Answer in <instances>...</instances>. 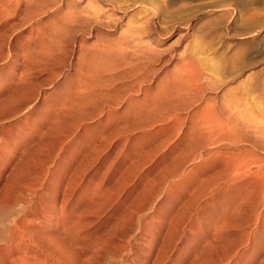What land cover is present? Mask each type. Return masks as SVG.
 <instances>
[{"label": "rangeland", "instance_id": "1", "mask_svg": "<svg viewBox=\"0 0 264 264\" xmlns=\"http://www.w3.org/2000/svg\"><path fill=\"white\" fill-rule=\"evenodd\" d=\"M155 1L160 6L162 5L161 8L164 7L162 9L166 14L170 12L166 18H162L163 16H159L160 14L157 15L153 11L154 3L148 0H43V3L40 2L42 7H38L39 10L30 5L26 13L21 15L22 17L13 16L0 23V27L3 24L0 32L13 24H18L17 22L21 19L24 23L21 27L17 25L18 27L13 28V31L12 29L7 30V33L4 32L6 34L2 33L3 35L0 36V53H2L0 60L4 58L1 60L2 62L0 61V213L7 212L6 210L9 209L14 211L12 216L20 212L18 218L21 215H26L28 211L38 215L35 224L41 228H39L40 233L43 234L45 231H49L50 236L52 235L50 243L59 248L63 247L62 250L66 248L64 250L66 253L62 252L66 257L63 255L65 258L61 264H87V259H85L87 258V248L97 249L98 247L100 250H105L108 246L107 249L115 253L116 246L122 245L119 240L120 237L122 238L127 231L130 245L128 251L123 254V260L120 264H153L157 256L165 264H264V252L259 253V255L254 254L264 246L262 244L264 215L260 216V222H255V216L251 215L253 217L251 218L248 212H242L240 217L232 221L230 230L229 228L228 230L223 228L218 232L219 234H212L213 230L208 228V222L210 220L214 222L219 217L220 211H214V208L209 206L205 209L201 208L208 201L207 196H205L206 184L199 188L195 183V186H191L195 178L189 175V168L197 164V162L193 164L190 161L195 143L187 140V135L183 131L185 130L184 127L182 132L177 134L181 127H178V123L174 120L165 124L168 126L165 131L156 128L153 134L141 137L142 131H135V128L139 125L137 126V123L132 124V118L126 119L127 122H130V125L127 124L128 127L125 125L123 128V118L115 117L111 121H107L105 114L99 115L104 104H107L106 107L108 108L112 103L122 102L119 110H117L121 111L123 107L131 102L145 104L144 93L149 90L155 92L162 88L170 89L174 87L178 83L169 79L173 75L174 66L183 55L194 56L197 58L199 66L203 67L200 69L203 72L201 84L204 88L201 87L200 92L194 96V99L206 101L209 97L217 98L215 101L218 106L223 101L225 103L227 100H234V96L228 94V90L246 81L248 85L255 86L253 88L254 92H250L253 95L249 93V99L253 100V104L252 102L251 104L260 107L262 101L260 102L261 98L257 97V92L261 86L264 87V84L262 85L264 83V26L261 29L252 30L248 34H243L242 27L247 22V11L256 10L258 14L256 20L258 22L264 20V0H175L173 5L169 3V0ZM29 7H33L34 11H37L34 12L32 11L33 8ZM78 7L87 8L88 11L90 9L91 13L92 10L101 11L100 14L95 11L98 13L97 18L101 17V20L95 18V21L87 22L88 24L78 25V28L75 27L76 23L73 27L76 30H73V33L64 35L60 52L55 51L56 53L52 55L54 59L51 56L43 57V61H39V64L33 63L32 55L28 51L33 46L32 42L28 44L31 39L29 36H35V30L39 29L41 31L36 33L39 35L40 32L43 37H47L50 29L55 24H59L61 16L69 13V10L72 12L73 8L79 9ZM61 9L65 13L64 15L61 14ZM64 9L66 12L63 11ZM88 11L86 12L88 13ZM86 12L84 13L86 14ZM58 15L59 17H57ZM260 16L261 19H259ZM23 18L27 20V23ZM28 20H30L29 23ZM234 22L237 23L234 24ZM27 35L29 36L27 37ZM23 37L26 39L24 40ZM101 41L110 46L120 45L124 49L128 45L130 47V43L139 42L143 44L141 49L151 45L152 48H156L155 50L167 51L159 56L160 58L154 59L155 61L151 60L149 62L151 65L139 63L144 67H141L142 69L138 68L137 71L131 64L125 65V67L123 65L115 75L113 74L114 77L117 74L125 77L127 71L129 74L127 73L126 78L114 79L116 81L113 80L109 84L110 86L103 87L105 89L103 93L109 94L107 98H103L100 94L102 87H97L86 96H81L79 101H82V106L75 108L72 112H63L61 109L64 107L67 91L77 84L80 72L85 73L88 66L100 60L98 54H90L87 49L91 48V45L92 47L95 46L93 45L95 43L96 47H99L102 44ZM105 43L102 45L104 46ZM5 46L9 48L7 50L9 53L5 51ZM9 50L12 51L13 55ZM54 54L56 55L54 56ZM226 55L232 56L239 63L233 74L230 69L231 65H227L224 59L227 58ZM120 57L126 59V63L132 59L130 58L131 54L112 53L106 60L116 61ZM15 60H17V63ZM27 61H29V65H23L28 63ZM46 65L48 66L46 67ZM39 66L40 69H38ZM245 67L248 69L246 68L240 74V69ZM25 68L27 71L29 70V73L26 72ZM22 72L26 73L23 74ZM103 76V74L100 75L99 84H102L100 80ZM262 80L263 82H261ZM240 89L243 92V89ZM242 92L239 90L238 96L242 95ZM2 124L3 126L6 125L5 128L2 127ZM119 126L121 127L119 128ZM1 127L4 129L2 130ZM76 128H79V131ZM82 128L91 130L93 139H85L81 133ZM112 128L114 130L108 133ZM115 128L121 129L122 133L117 132V135ZM173 130L177 131L174 132ZM102 131L104 134L100 135ZM70 132L73 133L70 135ZM59 136H68V140L66 139L58 147L57 137ZM101 136L105 138L100 139ZM55 141L57 144H55ZM93 141L100 149H95V153H93V150L92 153L87 154L85 147H87V144H92ZM101 142H104V146ZM44 167L47 176L39 181L40 184L36 186L32 193L28 194L27 199L30 202L26 207H22L16 202L20 184L24 179L30 181L29 177L34 175L36 171H42ZM63 168L67 170L68 174L78 175V177L75 175L77 178L74 176L76 181L74 194H76H72L71 198L68 199L63 196L64 185L62 181L66 174ZM134 175L136 177H133ZM187 176L191 182L186 179ZM168 177L170 178L168 179ZM87 180L91 181L92 184L102 182L105 188L111 190L118 188L120 194H115L114 197L110 198V202L102 204L101 208L85 210L84 200L79 195ZM181 182L184 185L180 188L178 186L181 185ZM171 188L174 192L170 191ZM176 188L177 190H174ZM69 190L71 189L69 188ZM117 195L120 196L117 197ZM228 197L231 199L232 194H219L217 199L219 202H225V198L229 199ZM255 199L257 200V196L252 197L249 203L253 204ZM196 201L200 206V210H198L202 211V214L198 216L201 220L198 224H202L204 228L197 235L184 232L181 224L186 221L192 223V220L196 218L198 211L192 210V207L194 208V205H196ZM8 204L7 209L3 208L5 205L7 207ZM54 206L57 207L56 211ZM60 209H62V218H60L62 214L60 215L58 211ZM71 211L74 214L84 212L88 215L98 212L100 216L93 215L90 219V222H92L90 226L73 232L67 238L52 233L55 224H58L57 221L60 222L63 219L61 221L66 222L69 220ZM115 213H118L117 218L113 217ZM134 214L141 216L138 218L141 227H139L138 232H130L132 223L129 219ZM10 218L15 217L10 216ZM151 218L152 220H150ZM11 220H9L8 227L14 224L15 219ZM242 221L246 225L244 222L241 223ZM246 226L251 229L253 235L249 242H245L246 239L241 236L243 234L241 233L242 230L250 231V229L245 228ZM224 231L227 233L225 234ZM220 233L222 237H218L221 236ZM199 235H205L206 237L202 238L203 241L195 243ZM212 235L218 238L217 244L213 241L216 239H213ZM69 240H72V243ZM205 240L209 241L210 244H214L209 246L208 243L206 245L208 246L207 249L209 248L208 250L204 247L205 250L201 244L206 243ZM81 247L85 250H81ZM211 247L213 250H211ZM236 250H238V256L232 255L235 254ZM33 251L38 252L36 253L37 259L41 260L42 256L39 254L38 249L33 247L31 252ZM101 256L103 254H100V259L96 256L92 257L90 263H105L106 261H101ZM37 259L35 258V260ZM110 262L116 264L113 260ZM110 262L108 261L105 264H111ZM17 264L31 263L18 262ZM34 264H53V262Z\"/></svg>", "mask_w": 264, "mask_h": 264}, {"label": "bare ground", "instance_id": "2", "mask_svg": "<svg viewBox=\"0 0 264 264\" xmlns=\"http://www.w3.org/2000/svg\"><path fill=\"white\" fill-rule=\"evenodd\" d=\"M148 1H152V3H154L153 11L157 15L160 14L159 16L162 15L163 16V17L161 16L162 18H166L167 14L170 13V12H168L166 14V12L163 10L164 7H162L163 8L162 9L161 8L162 5L160 6L158 3H156L155 0H148ZM40 2L43 3V0H0V23H3L4 20H6L10 17H13V16H17V18L19 16L22 17L21 15H24L26 13V10H27L28 6H30V5L34 6L35 9L39 10L38 7H42V6H40ZM174 2H175V0H169V3L171 5H173ZM29 8H33V7H29ZM76 8H73L75 11L72 9V12H71V10H69L70 12L66 13V14L63 13L62 9H61L60 10L61 14H63V15L65 14V15L61 16V20H60L58 25L55 24L56 26L54 25V27H52L50 29L47 37H43L40 32L38 35L36 32L41 31L39 29H37V31L35 30V33H34L35 36L30 37L31 36L30 34L32 32L30 34L28 33L30 36L27 35V37L29 36V38H31L28 44H31L30 42H32V45H33L32 48L30 50H28V51H30V53L32 55L33 63H35V64L38 63L39 61L44 59L43 57L47 58V57L51 56L54 59V57L52 55H53V53H56L55 51L61 50V46L63 43L62 40H63L64 35L71 33L73 30H76V29H73V27L76 23H77V25L75 26L76 28H78L77 27L78 25L88 24L87 22H90V21L94 20L95 18H97L98 13L100 14V12H101V11L98 12L97 10H94V11L92 10V13H91V10L89 8H88L89 11L87 10V8H85L86 11H88V13H87L84 8H81V7H78L79 9H76ZM68 9H69V7L66 10L67 12H68ZM80 9H83V10H80ZM37 10L34 11V8H33L32 11L36 12ZM243 10H244V8H243ZM41 11H43V10H41ZM60 11H58V12H60ZM63 11H65V9ZM95 11H97L98 13ZM245 11H247V10H245ZM38 12H40V11H38ZM84 12H86V14ZM154 12H153V14H154ZM236 12H237V10H236ZM240 12H241V10H240ZM36 14H40V13H36ZM41 14H42V12H41ZM59 15L57 17H59ZM180 15H182V14H180ZM38 16H40V15H38ZM245 16H246V14L244 15V17ZM23 17L25 18V16H23ZM100 18H97V20L98 19L101 20ZM246 18H247V22L244 23L245 26L242 27V29L244 30L243 34L244 33L248 34L252 30L261 29L264 26V22H263L264 20H260L259 22L256 20V18H258V14H257L256 10L255 11L253 10L251 12L247 11V17ZM261 18L262 17L260 16L259 19H261ZM14 20H15V18H14ZM24 20H25V23H27L26 22L27 20L26 19H24ZM16 21H17V19H16ZM29 21L30 20H28V23H29ZM97 22H100V21H97ZM17 23L18 24H15V25L14 24L11 25L12 24L11 23L10 24L11 26L8 25L9 27L4 29L6 27L5 26L3 28L5 31L3 30V32H0V36L3 35L2 33H4V32L7 33V30L12 29V31H13V28H15L17 25H19V27H21L24 24L22 19L19 20V22H17ZM235 23H237V22H234V24ZM93 24H94V22H93ZM25 25H27V24H25ZM86 26H88V25H86ZM2 27H3V24H1L0 31H2ZM79 27H82V26H79ZM233 28H234V26H233ZM17 30L19 31V28ZM79 30H80V28H79ZM22 32H23V30H22ZM239 32H241V31H239ZM6 33H4V34H6ZM40 34H41V36H40ZM5 36H7V35H5ZM60 36H61V38H60ZM23 38H24V40L26 39L25 37H23ZM135 39H137V38H135ZM135 39H134V41H135ZM6 41H7V38H6ZM13 43H15V42H13ZM97 43H99V42H97ZM100 43L103 44L105 42L101 41ZM102 44L101 45L99 44L100 46L96 47V43H95V44H93L95 46L92 47V45H91V48L87 49V52L90 54H93V53L98 54L100 60L97 63L94 62V64H91L90 66H88L87 69L85 68L86 69L85 73L80 72V76H78L79 74L78 75L76 74L78 76V82L73 88H71L70 90L67 91V98H65V100H64V102H65L64 107L61 109L63 112H67V113L70 111L72 112L75 110V108L82 106L81 105L82 101L81 100L79 101L81 96L82 95L86 96L87 94L91 93L92 90H95L97 87H102L100 94H102L103 98H107V96L109 94L107 95V94L103 93L104 92L103 90H105L103 87L104 86H106V87L110 86L109 84L114 79L117 80V79H121L122 77L126 78V76H127L128 71H127L125 77L123 75H120V74H117L116 77H114L115 73H117L119 71V69L122 68L123 65L125 67V65L131 64V65H133V67L137 71L138 68L144 67V66H141L139 63L150 64L149 62L151 60L155 61L154 59L158 58L159 56H162L163 53L165 51H167V50H165L162 52V51L155 50L156 48L155 49L152 48L151 45H149L150 47L144 46L145 48L141 49L143 44H140L139 42L135 43V44L130 43V47H129V45L127 46V47H129L128 49H127V47L125 49L121 48L120 45L110 46L107 43H105L107 46L105 44L103 46ZM11 45H9V46H11ZM8 49L9 48L6 47L5 51L8 52L7 51ZM9 51H11V50H9ZM11 53H12V51H11ZM112 53L113 54L114 53L115 54H124V55L131 54L130 58H132V59L131 60L129 59L130 61H128L127 63L125 62L126 59H122L123 57H120V59L116 60V61L106 60L109 57V55ZM15 54H16V52H15ZM1 55H2V53H0V56ZM12 55H13V53H12ZM55 55L56 54H54V56ZM242 56H243V54H242ZM226 57L227 58H224V59H225L227 65L228 64L231 65L230 69H231L232 74H233V71H235V69L238 67L239 63H237V61L232 56L226 55ZM17 58H19V57H17ZM2 59H4V58H2ZM57 59H59V58H57ZM236 59H237V57H236ZM16 61L17 60H15V62ZM23 61H25V60H23ZM92 61H94V60H92ZM27 62L28 63L23 64V65H25V66L27 64L29 65V61H27ZM30 63H32V62L30 61ZM167 63H168V61H167ZM50 64H52V63H50ZM47 66L48 65H46V67ZM52 66H54V65H52ZM52 66H50V67H52ZM224 66H225V64H224ZM27 67H29V66H27ZM240 67H242V66H240ZM40 68L41 67L39 66L38 69H40ZM200 68L202 69L203 67L199 66V64L197 62V58H195L194 56L188 57L186 55H183L180 57L179 61L174 66L173 75L169 79V80H172L173 82L178 83L174 87H172L170 89L162 88V89L155 91V92L149 90V91L144 93V100H146L145 104L141 105L139 103L134 104L133 102H131L126 107H123L121 111H117V110H119L122 102H119L117 104L112 103L111 105L108 106V108L106 107L107 104H104L102 106V108L100 109L99 115L105 114L107 117V121L108 120L111 121L115 117L123 118V120H122V122L124 123L123 124L124 126L122 125L123 128L125 127V125H126V127H128V125H130L129 124L130 122H127L126 119L132 118L133 119L132 124L137 123L136 125L137 126L139 125L138 127L135 128V131H139V132L142 131L141 137L145 136V135L153 134L155 132L156 128L157 129L159 128L160 131H165L166 127H168L165 124L167 122L168 123L173 122L174 120H176V122L178 123V127H181L178 130L177 134L182 132L183 127L185 128V130H183V131H184V134L187 135V137H186L187 140L193 141V143H195V145L193 147V152H192L190 161L193 164L195 162H197V164L193 165L192 167H190V165H189V167H190L189 168V172H190L189 175H192V177L195 178V180H193L194 182H192L193 185L191 184V186H195L194 185V183H195L196 185H198V188H199L200 186L206 184L205 196H207L208 201L206 204L203 203L204 206L203 207L201 206V208L205 209L206 207L209 206L211 208H214V211H217V212L220 211L219 217L214 222H213V220H210L208 222V228L213 230V232H211V233L216 234V233L220 232L223 228H227V230L229 228V230H230L231 229L230 224L232 223V221L235 218L237 219L238 217H240V214L242 212L243 213L248 212L250 214L251 218H253L252 216H255V220H256L255 222H260L259 221L260 216L264 215V87L261 86V83H260L261 88H259L258 92H257L258 93L257 97L261 98L260 102L262 101L260 103L261 106L259 105L260 107H257L258 105L257 106L252 105L253 100L249 99V93L254 92L253 88H255V86L252 87L250 84L248 85L246 83V81H243L240 84H238L237 87L235 86V87L228 90V94L233 95L234 100L229 99L230 101L227 100L225 103L223 101L222 104H220V102H218L220 105L217 106L216 105L217 102L215 101V99H217V98L214 99L212 97H209L206 101H203L202 99H194V96L200 92L201 87L204 88V86H202V84H201V82L203 81V76H202L203 72L201 71ZM246 68L247 67L241 68L240 74H241V72H244ZM11 69H13V68H11ZM38 69H36V70H38ZM127 69H128V67H127ZM25 70H26V68H25ZM263 70H264V68H263ZM26 72L29 73V70L28 71L26 70ZM26 72H24V73L22 72V73L25 74ZM76 73H78V72H76ZM133 73H134V70H133ZM235 73H237V72H235ZM102 74L104 75L100 80V83H102V84H99L98 83L99 77ZM22 75H20V76H22ZM18 77H19V75H18ZM19 79H21V78H19ZM23 79H26V78H23ZM116 80H114V81H116ZM263 80L261 82H263ZM252 81H254V80H252ZM104 82H105V84H103ZM137 82H138V80H137ZM263 84L264 83H262V85ZM253 85H254V83H253ZM240 88L243 89V92L241 91ZM256 88H258V87H256ZM239 90H240V92L243 93L240 96H238ZM114 92H116V91H114ZM117 92H119V91H117ZM170 92H172V93H170ZM250 94H252V93H250ZM196 98H197V96H196ZM147 101H148V103H147ZM107 102H108V99H107ZM251 102H252V104H251ZM145 115H148V116H145ZM149 115H150V117H149ZM7 119H9V118H7ZM135 119H136V121H135ZM5 121H6V119H5ZM1 122H3V121H1ZM159 125H160V127H159ZM5 126H3V124H2V127L5 128ZM2 127H1V129H2ZM120 127L121 126H119V128ZM76 130L79 131V128H76ZM113 130L114 129L112 128V130H110L108 133H110ZM115 130H116V134H117V132L122 133L121 129L115 128ZM175 131H177V130H175ZM74 132H75V130H74ZM72 133L70 132L69 134L71 135ZM81 133L85 137V139L86 138L93 139L92 138L93 136L91 135V130L86 129V128H82ZM69 134H68V136H69ZM103 134L104 133L102 131L100 135H103ZM68 136L57 137V142L59 143L58 147L60 146V144H63L66 141ZM104 138H105L104 136L100 137V139H104ZM57 142L55 144H57ZM101 144H102V146H104V142H101ZM185 144H186V142H185ZM85 148H86L85 151L87 154H89L90 152L92 153L93 150H94L93 153H95L97 149H100V148H98V145L96 146L94 141L92 142V144L91 143L87 144V147H85ZM101 150H103V148H101ZM87 154H83V155H87ZM82 157H85V156H82ZM86 159L89 160L88 158H86ZM87 163H89V161H87ZM87 163H86V165H87ZM64 168H63V170H64ZM45 170L46 169L44 167V169H42V171L41 170L36 171V173L34 175L29 177L30 181L29 180L27 181V179H24L23 182L20 184L16 202L19 203L20 205H22V207H26L28 205V203L30 202V200L28 201V199H27L28 194L30 192L32 193V191H34L36 186L40 184L39 181L41 179H45V177L47 176V173L45 172ZM193 170L196 172H194ZM64 171L66 172L67 170L65 169ZM18 175H19V173H18ZM75 175L78 177L77 174H75ZM74 176L71 175V173L68 174L66 172L65 178L62 181L63 185H64L63 186V196L65 199L71 198L72 194H74V192H75V189H76L75 182L76 181L74 180L75 179ZM188 176H187V178L186 177L185 178L189 179ZM133 177H136V175H134ZM170 177H168V179ZM190 178H191V176H190ZM113 182H114V180H113ZM189 182H191V180ZM182 185H184L183 182H181V185L178 187L181 188ZM188 185H190V184H188ZM68 187L71 190H69ZM196 187H195V189L197 190ZM106 188L103 186L102 182L100 184H97V183L92 184L91 181L87 180L86 185L84 186L83 189H81L80 195H79V196H82V198L84 200V202H83V204L85 205L84 209L87 210L90 208L91 210L92 209L95 210V209L101 208V206L106 204V202L107 203L110 202V198L114 197L115 194H120L118 188L114 189V190H111L108 188L106 189ZM172 188L170 189L171 192L173 191ZM184 188H186V187H184ZM174 190H177V188ZM111 191H113V192H111ZM233 192L235 193V195ZM228 193L232 194L231 199L228 197L229 199L225 198V200H226V201L224 200L225 202H219L218 201L217 196L219 194H228ZM111 195H113V196H111ZM160 195H162V194H160ZM119 196L117 195V197H119ZM255 196H257V200L255 199L253 204H250L249 202H251V198L255 197ZM209 201H210V203H209ZM256 201H258V202H256ZM2 203H4V202L2 201ZM52 204H53V202H52ZM68 204H69V202H68ZM0 206H1V204H0ZM5 206L4 207L2 206V207L7 209L9 207V204L7 207H5ZM50 207H51V205H50ZM199 207L200 206L198 205V201H196V205H194V208L192 207V210H197L198 212L197 211L196 212L198 214L196 215V218L194 220H192V223H189L187 221L184 223H181L182 229L184 232H190L192 234L197 235L204 230L203 225L198 224V222L201 221L198 218V216H200V214H202L201 213L202 211H199L200 210ZM54 209L56 211L57 207L54 206ZM62 209H65V208H62ZM62 209L58 210L60 215L62 214ZM80 209H82V208H80ZM18 210H19V207H18ZM6 211L7 212L0 213V225H1V227H0V264H17L18 262H23V263L29 262L31 264L40 263V262H45V263L53 262V264L63 263L64 258L66 256L62 252L66 248H64V250H62L63 247L59 248V247L52 245L50 243L52 235L50 236L49 231H45L43 234L40 233L41 228L35 224V222L38 220L37 219L38 215H36L32 211H30L32 214H29L30 212L28 211L29 213L26 212V215L25 214L23 216L21 215V217L18 218V216L20 215V212H17L14 216H12L14 211H10L9 209ZM66 211H67V209H66ZM69 211H70V209H69ZM203 211H205V210H203ZM182 212H183V210H182ZM64 214H65V211H64ZM190 214H193V213H190ZM93 215L96 216V215H99V213L98 212L90 213L88 215L84 212L81 214H79V213L74 214V212L71 211V214L69 215V218H68L69 220H67L66 222L61 221L63 219H61L60 222L57 221L58 224L57 223L55 224V227H54L52 233H57V235L65 236V238H67L73 232L80 231L81 229H83L87 226H90L92 224V222H90V219ZM10 216L15 217V218H10ZM62 216H63V214L60 216V218H62ZM110 217H112V216H110ZM113 217L117 218L118 213H115L113 215ZM140 217L141 216H139L137 214L131 215V219H129L130 223H132V227L130 228L131 229L130 232H132V231L138 232V230L141 228L139 226L140 220H138V218H140ZM11 219H15L14 224L12 226L8 227L9 220H11ZM16 219H18V221H16ZM150 220H152V218ZM242 220H244V219H242ZM175 221H176V219H175ZM54 222H55V220H54ZM243 222L244 221H242L241 223H243ZM263 222H264V220H263ZM146 224H147V222H146ZM146 224H144V225H146ZM244 224L246 225L245 222H244ZM262 224H263L262 229L264 232V223H262ZM231 226H233V225H231ZM235 227H237V226H235ZM256 227L259 228L258 226H256ZM245 228L250 229L248 226H246ZM112 229H113V227H112ZM48 230H49V228H48ZM224 230H226V229H224ZM242 231L243 232L239 231V232L243 233V234H241V236H243L244 239H246L245 242H249L251 240V237L253 236L251 234V229L248 232L246 230H242ZM127 233H128V231L126 233H124L122 238L120 237V239H119L122 242V245H119V246L117 245L116 248L114 246H112L115 248V250H114L115 253L109 251L110 249H107L108 246L106 247L105 250H100V249H98V247H97V249L87 248V253H86L87 258H85V259H87L86 260L87 264L90 263L92 257L96 256L99 258L100 254H103V256H101L102 262L104 260V262L106 261L105 263H108V261L110 262L113 260V262H116V264H120L121 261L123 260V254L126 251H128V247L130 245L129 244L130 238H129V234L127 235ZM224 233H225V231H224ZM205 235H206V233H205ZM205 235H199L197 237L198 240H196L195 243L203 241L202 238L206 237ZM220 235H221V233H220ZM209 236L211 237V235H209ZM212 236H213V239H216L213 241L215 243L218 242V240H217L218 238L217 237L215 238V235H212ZM218 237H222V235L218 236ZM211 239H208V240H211ZM71 241L69 240L70 243H72ZM262 241H263L262 244H264V234L262 235ZM208 243H209V241H206V243L204 242L201 244L203 245V248L206 247V249H207L208 246H206V245ZM211 243H213V242H211ZM54 244H56V243H54ZM78 244L79 243L77 242V245ZM57 245H58V243H57ZM210 245L213 246L214 244L209 243V246ZM33 247L38 249V251L40 252L39 254L42 256V259L45 258L44 261H42V259L41 260L37 259L36 253H38V252H36V251L31 252V249H33ZM78 247H79V245H78ZM263 247L260 249L261 252L257 250V252L255 251L256 253H254V254L259 255V253L260 254L263 253L264 252ZM81 250L84 251L85 249L82 248ZM97 250H100V251H97ZM211 250H213L212 247H211ZM64 252L66 253V251H64ZM29 255H30V258H29ZM232 255L238 256V250H236L235 254L233 253ZM11 257H15V258H11ZM35 258L37 260H35ZM48 258L51 260L49 261ZM110 259H112V260H110ZM161 260H162V258H161ZM105 263H103V264H105ZM110 263L112 264V262H110ZM153 264H165V263H164V261L161 262L160 257L157 256V258L155 259V262H153ZM173 264H175V263H173Z\"/></svg>", "mask_w": 264, "mask_h": 264}]
</instances>
